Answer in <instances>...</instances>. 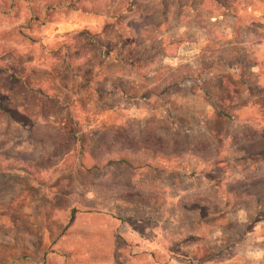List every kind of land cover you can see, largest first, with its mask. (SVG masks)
I'll return each mask as SVG.
<instances>
[{
	"label": "rangeland",
	"instance_id": "374dc122",
	"mask_svg": "<svg viewBox=\"0 0 264 264\" xmlns=\"http://www.w3.org/2000/svg\"><path fill=\"white\" fill-rule=\"evenodd\" d=\"M92 1L0 3V264H257L264 0Z\"/></svg>",
	"mask_w": 264,
	"mask_h": 264
},
{
	"label": "trees",
	"instance_id": "16d2710c",
	"mask_svg": "<svg viewBox=\"0 0 264 264\" xmlns=\"http://www.w3.org/2000/svg\"><path fill=\"white\" fill-rule=\"evenodd\" d=\"M10 0H0V3L3 7L8 4ZM30 2L41 1L43 4H50L52 0H27ZM63 1H71L77 2L82 0H62ZM101 7L94 5V0L92 1L91 7L87 8V10H92L97 12ZM102 10V9H101ZM99 10V11H101ZM43 12V10H40ZM134 30V29H133ZM132 34V33H131ZM4 113L6 116L11 119L13 122L25 124L26 122H31L30 117L21 113L18 109L13 108L11 106L4 107ZM107 144V143H106ZM119 147H113V149H106V150H98V152H94L91 159L93 160L89 168H101L105 165L111 164L113 162H123L130 167H142L149 164L150 160L153 158H161L163 156V152L156 150L148 145H141L137 147H131L130 143H119ZM264 145V126L257 128V147H261ZM2 153L0 152V155ZM148 158V159H147ZM22 159L16 156H8L6 161H2L0 158V171L6 170L8 167L21 166L22 163L20 162ZM148 160V161H146ZM114 193H121L131 197L137 198H147V199H154L153 192L151 191H143L140 189H132V188H115L110 189ZM230 194L236 196L238 198L242 196H259L264 193V181L262 183H257V185L253 187H244V188H234L230 189ZM145 194V195H144ZM185 206H191L190 204H185Z\"/></svg>",
	"mask_w": 264,
	"mask_h": 264
},
{
	"label": "crops",
	"instance_id": "0c3cea01",
	"mask_svg": "<svg viewBox=\"0 0 264 264\" xmlns=\"http://www.w3.org/2000/svg\"><path fill=\"white\" fill-rule=\"evenodd\" d=\"M261 226H257V230L261 229ZM262 237L257 235V246L260 245H264V243H262L264 241V239H261ZM259 240V241H258ZM264 247H261L260 249L257 248V264H264V261L262 262L261 258L264 255Z\"/></svg>",
	"mask_w": 264,
	"mask_h": 264
}]
</instances>
